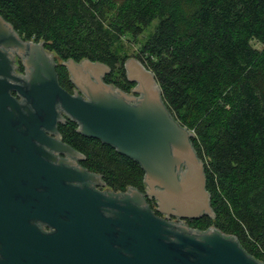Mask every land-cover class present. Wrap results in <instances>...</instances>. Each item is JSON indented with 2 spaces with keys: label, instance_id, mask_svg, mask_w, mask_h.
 Here are the masks:
<instances>
[{
  "label": "water",
  "instance_id": "1",
  "mask_svg": "<svg viewBox=\"0 0 264 264\" xmlns=\"http://www.w3.org/2000/svg\"><path fill=\"white\" fill-rule=\"evenodd\" d=\"M43 46L24 42L0 16V264H264L236 238L191 231L147 204L145 197L160 213L214 218L193 133L172 117L151 71L126 60L136 98L103 82L107 66L70 60L63 65L78 91L71 95ZM12 51L26 56V77L14 74ZM61 113L78 134L137 162L145 193L95 191L97 177L75 162L84 156L57 134Z\"/></svg>",
  "mask_w": 264,
  "mask_h": 264
},
{
  "label": "trees",
  "instance_id": "2",
  "mask_svg": "<svg viewBox=\"0 0 264 264\" xmlns=\"http://www.w3.org/2000/svg\"><path fill=\"white\" fill-rule=\"evenodd\" d=\"M0 16L58 62L107 66L105 82L123 90L129 57L151 71L204 164L214 218L200 224L264 263V0H0ZM155 19L154 32L126 55L125 40L139 43ZM58 67L65 87L66 69ZM76 128L68 120L59 132L87 167L115 190L143 191L137 162Z\"/></svg>",
  "mask_w": 264,
  "mask_h": 264
},
{
  "label": "flooded vegetation",
  "instance_id": "3",
  "mask_svg": "<svg viewBox=\"0 0 264 264\" xmlns=\"http://www.w3.org/2000/svg\"><path fill=\"white\" fill-rule=\"evenodd\" d=\"M24 42H30V41H24ZM43 50L46 54H50L52 59H53V62H54V69H55V72L57 74V77H58V81H59V76H58V65H62L65 69H66V72H67V78H68V81L69 83H67V85H65V87H63L60 82H59V85L62 89H64L67 93L71 94V95H74L77 91L76 87L73 85L72 81L70 80V74L66 68L64 64V62H58L56 61V56L52 53H50L49 51H47L45 49V47L43 46ZM12 57H13V65H14V74L20 76V77H26L27 73H26V68L24 66V57H26L24 55V57H20L18 56L15 52L12 51ZM130 58V57H129ZM134 58V57H132ZM110 74V73H109ZM108 75V74H107ZM105 75L103 77V82L109 86H111L112 88H115V89H120L121 91H123L125 94H127L128 96H133V97H139V95L137 94H133L132 93V89L134 88L135 84L132 85V83H126L125 86H124V89L123 90L122 88L116 86L115 84L113 83H106L105 82V79H106V76ZM12 95L17 97V94L16 92H12ZM86 99V97H84ZM19 100H21L20 98H18ZM130 103H133L132 101ZM61 116L63 117V122H58L57 123V134L59 136H61L60 132H59V126L60 124H65L68 120V119L63 113H61ZM71 121V120H70ZM72 122V121H71ZM77 127V125H76ZM77 129V128H76ZM57 134L54 135L55 138H57ZM61 141L64 143L63 141V137L61 136ZM61 157L63 158H67V156L65 154H60ZM77 166L85 169V171L95 177H97L98 181L97 183H94L93 185V188L95 189V191L99 192V193H102V194H110V195H115V196H118V195H126L128 193V189L129 188H133L132 186H128L127 188H125V190L123 191H119V190H115L113 189L112 187H110V185H108V183L106 182L105 180V176L104 174L102 173H99L97 171H93L91 170L89 167L86 166V163L87 161L85 160H76L75 161ZM143 193H145V186L143 188ZM146 199V202L147 204L149 205L150 209L152 210L153 214L160 218V219H163V220H166L168 222H171V223H175V224H181V225H184L185 227H187L189 230L191 231H195V232H205L207 231L208 229H211V228H215L214 226L212 225H207L206 227L200 223H202V219L203 218H211L213 219L212 217H209V216H202L201 218L199 219H186V218H179L177 216H174V215H171V214H166V213H160L157 209H158V206H157V202L156 200L154 199H150L149 197H145ZM38 225L40 226L41 230L45 233H52L54 232V229L46 226L45 224H41V223H38Z\"/></svg>",
  "mask_w": 264,
  "mask_h": 264
},
{
  "label": "rangeland",
  "instance_id": "4",
  "mask_svg": "<svg viewBox=\"0 0 264 264\" xmlns=\"http://www.w3.org/2000/svg\"><path fill=\"white\" fill-rule=\"evenodd\" d=\"M158 23L159 20L155 19L151 24H149V26H147V28H145L143 34L138 38L139 43L133 44L134 42L129 41L130 39H126L125 40L126 46L124 47L126 55L131 56L135 52V48L138 47L141 43L145 42L147 38L154 32ZM252 44L256 48H261V45L254 41L252 42Z\"/></svg>",
  "mask_w": 264,
  "mask_h": 264
}]
</instances>
